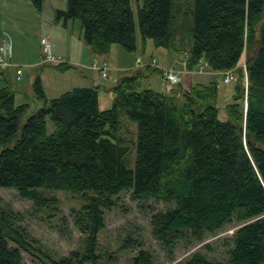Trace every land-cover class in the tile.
Instances as JSON below:
<instances>
[{
    "label": "trees",
    "instance_id": "obj_1",
    "mask_svg": "<svg viewBox=\"0 0 264 264\" xmlns=\"http://www.w3.org/2000/svg\"><path fill=\"white\" fill-rule=\"evenodd\" d=\"M40 10L42 0H30ZM137 0L136 22L145 42L178 53V31L188 26L187 69L204 61L210 72H233L245 54L244 90L237 83L219 119L216 81L194 83L179 93L155 92L141 86L153 68L133 70L109 90L111 105L100 110L97 87H75L50 101L39 78L33 84L36 104H15V90H0V188L14 189L41 207L49 192L79 195L84 205L74 225L87 237L90 262L103 210L131 191L133 200L174 203L152 217V233L165 247L180 239L201 242L227 225H240L226 262L200 252L174 264H264V0H191L176 25L174 0ZM81 23L84 43L95 55L114 45L136 50V22L131 0H66L54 21ZM251 53L246 55V51ZM60 65V66H59ZM55 68L63 70L59 64ZM43 67H39L41 69ZM236 70V71H235ZM38 71V70H37ZM235 72V73H234ZM54 126L47 133L46 121ZM130 123L134 139L121 132ZM134 153L133 168L127 157ZM10 213L0 211V264H23L27 242L12 227ZM131 264H153L140 243ZM57 264H67L60 262Z\"/></svg>",
    "mask_w": 264,
    "mask_h": 264
},
{
    "label": "rangeland",
    "instance_id": "obj_2",
    "mask_svg": "<svg viewBox=\"0 0 264 264\" xmlns=\"http://www.w3.org/2000/svg\"><path fill=\"white\" fill-rule=\"evenodd\" d=\"M27 1L31 3L30 0ZM136 1L131 0L135 22ZM139 2L141 3V0ZM174 3L176 10L179 12V15L177 14L176 16V25H178L182 20V11L189 7L191 0H174ZM32 8L34 9L33 12L28 10L31 12L30 14L25 7H20L15 14L7 13L6 16L0 12V46L6 43L10 44V49H13L17 58V61L14 60V67L7 70L9 77L4 79L0 76V90L11 87V84H13V89L16 92L22 91V93L15 92L16 105L26 104L32 111L38 107L32 87L35 79L39 78L47 101L57 98L62 93L75 87H84L88 84L90 86L91 84L99 85L100 108L101 110H106L110 107L112 101L108 105L106 103L109 100H113V94L110 90L103 92L102 87L109 89L114 86L117 78L128 75L131 72L129 69H124L122 72L115 70L129 68L135 64L137 58H141V65L147 64L149 60L154 59L159 70L173 69L179 74L182 81L180 86L182 84L187 86L192 82L216 81L219 93L217 98L218 116L222 121L227 119L224 108L230 101V94L234 92L235 85L240 83L244 87L245 100L242 101V105L245 110V90L247 88L244 68L245 54L242 55V59L238 64L243 74L241 82L238 79L235 82L225 84L223 83V76L211 77L208 75L210 71L207 66H205V70L208 73L204 74L197 72V65L192 70H188L187 66H184L188 57L189 37L186 34L188 26H185L181 32L178 28L174 42L178 53L173 54L165 49L156 48L151 40L143 42L136 22L135 52L128 53L119 45L112 46L109 53L105 55V60H103L107 61L106 63L111 68L106 79H101L98 73L90 69L91 62L78 67L81 73L78 68L77 70H64L62 74L60 69L57 71L50 67L39 69V58L37 59V66L31 68L30 66L33 65H29L27 62H31L35 53L39 50L40 39L46 35L42 29L47 31L48 26L54 20L52 8L65 10L66 0H42L41 10L35 9L34 5ZM41 21H45L46 24L42 29H39ZM22 23L26 24L23 28L20 27ZM71 23H74L73 33L75 36H79L81 23L78 20H74ZM14 44L17 46L16 53ZM23 45L28 48V57H25V54L23 53V55L19 50ZM250 53L251 49H248L246 55ZM202 63L204 64V61ZM88 66L90 70L87 69ZM19 69L22 71V77L20 81H17L16 73ZM139 70L143 69L139 68ZM67 71L71 74L64 75ZM79 75H85L89 80H82L78 78ZM150 75L147 79H142L141 86L143 88H151L153 91L160 93L166 89L167 93L180 92L178 87H173L170 91L168 88L165 89L158 70L150 72ZM23 85L28 89L27 93L23 90ZM189 87L190 85L186 89ZM225 92H227L226 98L223 97ZM123 126L121 132L123 139L132 141L135 133L133 125L125 123ZM46 127L48 134L53 132L54 126L49 119L46 121ZM127 162L128 168L132 169L134 153L127 157ZM45 196L50 198L51 203L37 207L31 200L21 198L16 190L0 188V211L10 213L14 220L12 227L19 231L27 242L28 250L22 253L23 264H57L60 262L67 264H131V260L140 249L135 244L126 247L129 239L140 243L142 250L152 255L153 264H174L187 259L194 252H200L210 261L226 262L228 260V251L232 248L233 235L240 226L236 224L227 225L215 234L206 235L201 242L190 239V237H187L186 240L180 239L173 247L167 248L152 233V217L158 212L172 209L174 203H163L151 199L133 200L131 191H124L114 198V206L112 208L103 210L104 227L97 234L93 260L83 262L81 260L82 257L89 256L87 237L80 233L74 225V215L85 204L84 200L79 195L64 192H49Z\"/></svg>",
    "mask_w": 264,
    "mask_h": 264
},
{
    "label": "crops",
    "instance_id": "obj_3",
    "mask_svg": "<svg viewBox=\"0 0 264 264\" xmlns=\"http://www.w3.org/2000/svg\"><path fill=\"white\" fill-rule=\"evenodd\" d=\"M27 4H29V5L27 6ZM32 6L33 5L31 3H29V1H27V0H0V12L2 14H4L5 16H6L7 13L8 14L9 13H11V14L17 13V10L20 7H25V9L27 11L30 10V11L33 12L34 9L32 8ZM40 10H41V8H40ZM52 10H53V14L55 16V12L58 9L57 8H52ZM30 11H28L29 14L31 13ZM71 22L72 21L67 22L66 26H63L61 24L55 23V21L53 20L52 23L49 22L51 24L48 26V30L47 31H44L42 29L43 26H45L46 22L45 21H41V23H39V29H42V31L46 33V35H44L43 37L48 38V40L53 45V53L63 61V64H64L63 66H66L65 69L60 70L61 74H62V71L64 72V70H73V69L77 70L78 67H82V66H84L85 64H87L89 62L92 63L94 60H105L104 59L105 55H95V54H93L91 49H90V47L87 46L84 43V41H82L81 29L79 31V33H80L79 36H77V35L75 36V34L73 33L74 23H71ZM24 26H26V24L22 23L20 27L23 28ZM5 29H6V27H5ZM11 39H12V36H11ZM8 45H9V49H10V44H8ZM14 46H15V53H16V47L17 46L15 44H14ZM19 50L22 52V54L23 53L25 54V55L23 54L25 57H28L27 56L28 55L27 46L23 45V46L20 47ZM40 51H41V45L39 44L38 52L35 53L34 57L31 60V62H27V64L33 65V66H30L31 68H34V67L37 66L36 63H37V59L39 58L38 56H40ZM14 60L17 61V58L14 55L13 49H10V51H9V63H10V65L8 67H6L5 70L2 71V73L0 72V76H2L4 79H7L9 77V75L7 73V70H9L10 68L14 67L13 66L14 65ZM91 63H90V65H91ZM144 65H146V64H144ZM55 67L56 66L50 67V68H53V69H55V71H57L58 69H56ZM145 67L149 68L147 66H143V67H140V69H144ZM87 69H89V66L87 67ZM120 69H123V70H120ZM120 69L119 70H115V71L122 72V71H124V69L125 70L129 69V71L137 70L136 69V64H134L133 66H131L129 68H120ZM78 70H79V68H78ZM109 71H111V68H109ZM79 72H80V70H79ZM67 74H71V73H68V71H67L64 75H67ZM208 75H210L211 77L219 76V74H217L216 72H209ZM150 76H151L150 74L146 73V76H145L144 79H147ZM120 77H122V76H120ZM78 78H80L82 80H89V78L87 76H85V75H79ZM119 78H117V80ZM208 81H210V80H208ZM194 83L195 82H192L191 84H188L187 86H184V84H182L183 87L182 86L181 87L184 88L183 90H187L186 87H188L189 85L191 86ZM11 87H13V84H11ZM84 87H97V88H99L100 86L99 85L95 86L93 84H91V86H90L88 84V85H86ZM109 89H106L105 87H102L103 92H107ZM165 89H166V87H165ZM23 90L25 91V93L28 92V89H26L24 85H23ZM24 91H23V93H24ZM166 91H167V89L164 92H166ZM18 92L22 93V91H17L16 93H18ZM99 93L100 92L98 91V103H100V94ZM218 95H219V93H218ZM226 95H227V92L223 93V97L224 98H226ZM232 95H233V92H231L230 97H232ZM110 101H112V100H109V102H107L106 105H108L110 103ZM38 107H39V105H38ZM99 108H100V104H99ZM100 110H101V108H100Z\"/></svg>",
    "mask_w": 264,
    "mask_h": 264
},
{
    "label": "built area",
    "instance_id": "obj_4",
    "mask_svg": "<svg viewBox=\"0 0 264 264\" xmlns=\"http://www.w3.org/2000/svg\"><path fill=\"white\" fill-rule=\"evenodd\" d=\"M40 45H41L42 51L39 57V64H38L39 67H46V66L54 67L59 64H63V61L53 53V45L48 40V38L46 37L41 38ZM8 55H9V45L7 43L1 45L0 46V72L4 71L5 68L10 65L9 60H8L9 58ZM135 64H136V68H140L141 66H147L153 69H157L163 80V84L165 85L166 88H168L169 91L173 87L179 86L181 83V79L177 72H175L173 69H160L159 70L154 59L149 60V62L146 65H141L142 59L137 58L135 61ZM184 66H186V63ZM205 66L206 64H203L202 62H200L196 67L197 72L199 74L208 73L205 70ZM90 69L98 73L101 79H106L108 76L109 66L103 60H94L90 65ZM222 76H223V83L225 84L236 81V78L233 72L231 71L223 73ZM21 77H22V71L21 69H19L16 73V80L20 81Z\"/></svg>",
    "mask_w": 264,
    "mask_h": 264
},
{
    "label": "bare ground",
    "instance_id": "obj_5",
    "mask_svg": "<svg viewBox=\"0 0 264 264\" xmlns=\"http://www.w3.org/2000/svg\"><path fill=\"white\" fill-rule=\"evenodd\" d=\"M107 62V61H106ZM146 64V63H145ZM62 65V64H61ZM64 65V64H63ZM67 65V64H66ZM109 65V64H108ZM60 66V65H59ZM110 66V65H109ZM159 67H161V66H159ZM2 73V72H1ZM99 89V88H98Z\"/></svg>",
    "mask_w": 264,
    "mask_h": 264
}]
</instances>
